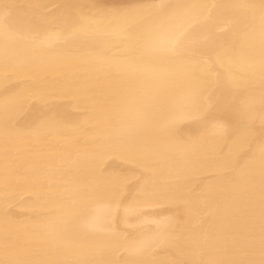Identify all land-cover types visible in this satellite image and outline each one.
Masks as SVG:
<instances>
[{
  "label": "snow or ice",
  "instance_id": "snow-or-ice-1",
  "mask_svg": "<svg viewBox=\"0 0 264 264\" xmlns=\"http://www.w3.org/2000/svg\"><path fill=\"white\" fill-rule=\"evenodd\" d=\"M57 7L62 22L44 31L0 24V240H60L80 258L0 264H155L131 259L149 237L124 230L149 208L164 209L161 237L211 221L207 250L256 188L260 260L201 264H264V0ZM244 8L258 22L239 29L232 14ZM113 251L130 258H104Z\"/></svg>",
  "mask_w": 264,
  "mask_h": 264
},
{
  "label": "bare ground",
  "instance_id": "bare-ground-1",
  "mask_svg": "<svg viewBox=\"0 0 264 264\" xmlns=\"http://www.w3.org/2000/svg\"><path fill=\"white\" fill-rule=\"evenodd\" d=\"M76 0H0V24L7 22V27L12 34L24 33L28 30L44 31L54 24L62 22L60 9L57 6L75 3ZM107 2H125V0H107ZM249 4H258L260 0H246ZM234 27L247 29L258 22V11L244 8L232 14ZM230 33H225L219 39L227 42ZM23 44V41H20ZM246 89L242 94H246ZM227 95V94H226ZM221 109L226 118L232 119V108L227 103V99L222 100ZM3 118L0 116V126ZM258 131V130H257ZM251 152L245 148L241 151V158L247 159ZM18 196L12 197L14 203ZM246 199L250 201V206L237 214L227 227L224 235L218 239L210 241L211 247L207 250L204 245V234L209 231L211 221L204 220L200 225L190 229L183 234L173 233L171 236L161 237V226L153 222L163 214L164 209L149 208L145 210V215L149 220L142 223H135L132 228L124 229L130 232H140L149 237L146 250L139 257L131 259L148 258L155 261V264H201L208 259L229 260V259H250L260 260L258 246L250 247V239L253 232L259 231V200L258 188L246 194ZM13 211H15L13 209ZM107 209H99L97 218L103 221L107 214ZM27 213H17V219L26 216ZM3 220L0 218V223ZM170 241V242H169ZM85 244L96 243L95 237H88L82 241ZM80 257L74 255L71 248H66L64 242L60 240H50L46 243L26 240L24 236L10 239L7 243L0 240V260L7 261H45L48 259H58L74 261ZM105 259L122 261L129 259V254L125 251H113L105 255Z\"/></svg>",
  "mask_w": 264,
  "mask_h": 264
}]
</instances>
